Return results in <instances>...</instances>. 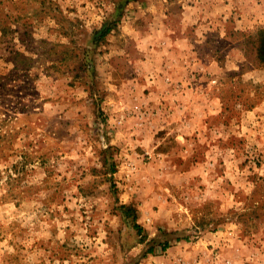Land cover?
Segmentation results:
<instances>
[{"label":"rangeland","instance_id":"obj_1","mask_svg":"<svg viewBox=\"0 0 264 264\" xmlns=\"http://www.w3.org/2000/svg\"><path fill=\"white\" fill-rule=\"evenodd\" d=\"M261 29L264 0H0V264H264Z\"/></svg>","mask_w":264,"mask_h":264},{"label":"trees","instance_id":"obj_2","mask_svg":"<svg viewBox=\"0 0 264 264\" xmlns=\"http://www.w3.org/2000/svg\"><path fill=\"white\" fill-rule=\"evenodd\" d=\"M256 44H257V59L261 64H264V29L258 31L256 35ZM264 208V204H262ZM138 228V227H137ZM152 252V251H151Z\"/></svg>","mask_w":264,"mask_h":264}]
</instances>
